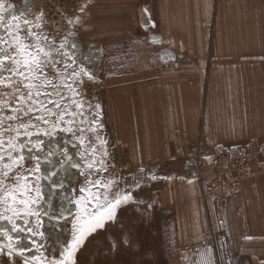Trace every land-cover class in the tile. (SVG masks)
<instances>
[{
	"label": "rangeland",
	"instance_id": "rangeland-1",
	"mask_svg": "<svg viewBox=\"0 0 264 264\" xmlns=\"http://www.w3.org/2000/svg\"><path fill=\"white\" fill-rule=\"evenodd\" d=\"M195 1L205 8L204 21L213 18V34L211 1ZM171 5V0H0V264H169V256L178 254L173 215L157 204L163 190L155 161H135V145L119 131L118 103L112 101L123 90L112 87L115 80L137 74L143 82L135 90H145L148 98L154 94L150 103L157 108V72L170 77L162 55L170 44L159 40L166 16L177 14ZM127 57L135 60L123 64ZM176 57L174 72L186 61L185 55ZM152 116L158 120L157 110ZM55 149L75 159L73 171L83 168L69 187L75 218L63 230L64 242L47 246V252L44 245L52 237L42 229L47 223L42 212L45 175L52 171L45 159ZM179 155L161 161L169 180L192 176L191 164V171L183 170L188 156ZM147 166L154 170L153 185L128 186L139 182L133 179L137 168ZM207 230L214 232L216 246L218 235Z\"/></svg>",
	"mask_w": 264,
	"mask_h": 264
},
{
	"label": "crops",
	"instance_id": "crops-1",
	"mask_svg": "<svg viewBox=\"0 0 264 264\" xmlns=\"http://www.w3.org/2000/svg\"><path fill=\"white\" fill-rule=\"evenodd\" d=\"M173 1L177 14L166 16L159 40L170 44L162 54L170 77L157 72V108L150 103L154 94L148 98L145 90H135L143 82L137 74L118 78L112 86L123 87L117 98L112 95L119 104L114 111L119 112L117 126L135 145L136 162L148 158L159 164L157 186L163 191L157 204L173 215V239L181 247L169 256V264H264V176L246 182L241 198L220 206L204 202L193 176L169 180L161 164L183 154L188 156L183 165L188 172L198 154L192 150L198 147L211 155L221 148L236 151L244 140H264V0H210L213 34V18L202 19L203 5ZM203 22L209 25L206 31ZM177 54L186 61L174 72ZM191 54L199 57L190 61L186 57ZM122 60L130 64L135 59ZM156 110L158 120L152 116ZM162 181H167L166 188L159 186ZM209 227L218 235L214 247L203 243Z\"/></svg>",
	"mask_w": 264,
	"mask_h": 264
},
{
	"label": "built area",
	"instance_id": "built-area-1",
	"mask_svg": "<svg viewBox=\"0 0 264 264\" xmlns=\"http://www.w3.org/2000/svg\"><path fill=\"white\" fill-rule=\"evenodd\" d=\"M137 169L133 179L141 183L148 180L154 171L149 166L146 169L145 167ZM192 176L201 186L205 203L213 201L223 206L231 200L239 199L243 196L246 182L264 176V140L248 141L236 151L221 148L211 155L199 152ZM167 185V181L159 184L162 188H166ZM203 241L205 245L214 246L216 244L214 232L205 231Z\"/></svg>",
	"mask_w": 264,
	"mask_h": 264
},
{
	"label": "flooded vegetation",
	"instance_id": "flooded-vegetation-1",
	"mask_svg": "<svg viewBox=\"0 0 264 264\" xmlns=\"http://www.w3.org/2000/svg\"><path fill=\"white\" fill-rule=\"evenodd\" d=\"M72 181H73V177H70V179L66 181L65 180L61 182L55 181L51 184V186H54L55 188L54 194H51L49 192L46 193L47 198H46V205L44 207L45 210L52 213V215L48 214L49 216L47 215L48 217H46V213L42 212V215L43 216L45 215L43 219L46 220L47 222L42 229L45 231V233L47 232L50 234V236L52 237V241H48V243L44 245L45 249L49 245L53 246L55 245V243L57 245V244H62L64 242L62 236L63 230L75 218V212H76L75 196L73 195V192L69 190V187L73 186V183H71ZM128 186L134 187L131 182L128 184ZM32 228H34V226L30 225L29 230ZM11 235H15V233H12L11 231ZM5 239L7 240V238ZM2 243L4 242L2 241ZM4 244L8 245L9 243H4ZM45 249H43V251H45Z\"/></svg>",
	"mask_w": 264,
	"mask_h": 264
},
{
	"label": "water",
	"instance_id": "water-1",
	"mask_svg": "<svg viewBox=\"0 0 264 264\" xmlns=\"http://www.w3.org/2000/svg\"><path fill=\"white\" fill-rule=\"evenodd\" d=\"M142 17L145 18L144 15H142ZM144 24H149V21H143ZM46 167H48L49 170H51L52 172H47L48 174L45 175V179L49 178V182L47 183L45 180V186H47V191L51 194H54V186H51V184L55 181H63V180H68L70 179V177H72L74 174H80V170L83 168V166H74V171L72 170V167H69L70 164L74 165V161L75 159L70 155V154H62L59 150L55 149L53 151V157L51 159L46 158ZM59 161L64 162V165L66 168L64 169H59V165L57 164ZM159 167V164H154L153 168L157 169ZM151 175H154V171L151 173ZM58 184V183H57ZM134 187H150L153 184V180L151 178H149L148 180H146L144 183L141 182H136V183H132ZM46 212V217H48L50 215H52V213L48 212L47 210H44ZM48 215V216H47ZM1 229V228H0ZM1 241L4 242V239L1 236Z\"/></svg>",
	"mask_w": 264,
	"mask_h": 264
}]
</instances>
